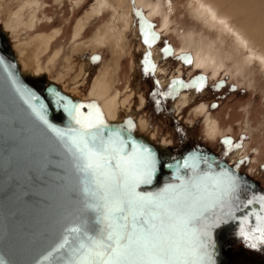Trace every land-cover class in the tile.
Segmentation results:
<instances>
[{
  "label": "rangeland",
  "instance_id": "374dc122",
  "mask_svg": "<svg viewBox=\"0 0 264 264\" xmlns=\"http://www.w3.org/2000/svg\"><path fill=\"white\" fill-rule=\"evenodd\" d=\"M96 1L84 0L78 7L75 5L77 0H38V4H35L38 7L32 5L30 8V4L27 5L30 0H0V32L6 36L14 54L23 44L26 48L32 47L41 36L43 39L48 35L50 39L54 35L50 39L51 47L39 57L43 73L30 76L57 83L69 95H72V91L76 92L77 97L73 96L80 99L81 104L90 98L99 74L112 70L110 67L114 60L109 46L96 50L88 45L89 39L90 43L94 41L98 29L112 23L114 13L111 10L86 21L82 37H74L77 22L91 12ZM136 1L139 5L133 15L127 16L126 21L129 26L124 39L127 40L128 52L118 61L120 68L113 69V85L110 88L111 97L124 95L128 89L136 90L133 100L127 103L125 109L127 113L133 111L131 113L134 116L124 110L119 121L127 122V117L131 116L136 130L144 122V125L152 128L154 143L160 146L165 143L171 151L202 145L247 174L264 191V64L261 65L257 60L244 64L242 60L241 63L230 58L226 60L227 67L217 75L212 70L195 67L194 47L183 56L178 54V50L186 44V38L203 39L205 43L224 49V53L230 55L236 46L229 32L211 29L205 21L194 18L190 7L195 3L191 0H149L153 4H148V7L143 5V0ZM158 1L161 2L160 11L154 14L150 6ZM19 12L21 16L17 14ZM29 22L34 26H29ZM146 32L156 37L151 47L144 43ZM78 43L87 46L83 47V53L80 54L82 61L79 66H87L88 61L91 65L86 69V76L82 74L83 78L81 75L78 78L77 73L67 75L65 70L67 60L74 59L73 49ZM241 53L244 59L250 55L248 49ZM55 54L59 56L50 65L49 61ZM188 60L191 63H187ZM152 65H155L154 70ZM146 68L149 71L146 72ZM164 81H167L165 85L162 84ZM174 81H182L183 84H174ZM182 95L193 100L179 112L175 106L180 104ZM201 106H205L202 115L197 113ZM207 117L217 122V134L211 135L208 131ZM226 140L232 143H224ZM255 224L248 222L245 226L249 237ZM229 238L232 264H264V243L246 239L240 233H232ZM253 243L256 244L255 248L251 247Z\"/></svg>",
  "mask_w": 264,
  "mask_h": 264
},
{
  "label": "snow or ice",
  "instance_id": "6c2138e0",
  "mask_svg": "<svg viewBox=\"0 0 264 264\" xmlns=\"http://www.w3.org/2000/svg\"><path fill=\"white\" fill-rule=\"evenodd\" d=\"M155 39L146 32L144 43L151 47ZM52 95L53 103L68 114L75 127H54L43 105L39 111L33 106V111L68 149L76 172L87 178L84 192L97 201L99 215L91 232L83 221L75 219L65 226L43 259L50 264H214L208 251L212 247L211 229L221 215L231 216L240 210L233 203L238 200L239 179L227 169L218 175H201L185 161L183 167L194 172L190 178L177 177L179 184H169L157 193H139V185L151 183L156 160L149 148L128 138L132 122L127 127L108 128L94 105L72 103L59 92ZM28 96L39 99L34 93ZM83 108L93 110L83 112ZM203 162L212 169L211 162ZM254 203H259L260 210L251 213L256 219L251 237L244 229L241 235L264 243V196H253L244 207ZM243 220L247 225V217Z\"/></svg>",
  "mask_w": 264,
  "mask_h": 264
},
{
  "label": "water",
  "instance_id": "95a60500",
  "mask_svg": "<svg viewBox=\"0 0 264 264\" xmlns=\"http://www.w3.org/2000/svg\"><path fill=\"white\" fill-rule=\"evenodd\" d=\"M7 48V39L0 32V260L4 264H37V261L50 264L43 258L63 228L75 219L83 221L91 232L97 227L95 221L99 213L95 198L84 192L87 178L76 172L68 149L39 119L33 106L39 111L43 105L48 122L67 130L75 127L74 122L53 103L52 92H59L72 103L80 104V101L55 84L45 89L37 88L21 73ZM28 93H34L39 99H30ZM105 124L108 128L122 127L115 122L105 121ZM128 138L149 148L156 160L151 183L139 185L137 192L157 193L169 184H179L181 181L177 177L190 178L194 172L183 167L187 161L194 166L195 173L218 175L227 169L239 179V189L243 191L235 194L238 200L233 201L240 209L233 213L237 219L248 213L250 219V213L259 208V203L244 207L253 196H264L258 183L227 160L218 163L217 154L208 148L195 145L188 150L175 151L174 155H166L133 131ZM131 147L129 144L127 151L130 152ZM204 159L212 163L211 170ZM222 221L220 217L211 229L212 247L208 251L212 253L214 264H219L218 240L214 234L219 228H225Z\"/></svg>",
  "mask_w": 264,
  "mask_h": 264
},
{
  "label": "bare ground",
  "instance_id": "6f19581e",
  "mask_svg": "<svg viewBox=\"0 0 264 264\" xmlns=\"http://www.w3.org/2000/svg\"><path fill=\"white\" fill-rule=\"evenodd\" d=\"M191 1L192 3H195V4H191V7H190V11L193 17L196 18L197 20L205 21V24L211 29L215 28V29L222 31L223 33L229 32L228 35H230L232 39L235 41L236 47L232 49L231 54L229 55V54L224 53V49H220V48L217 49V47H214V45H212L211 43L210 44L205 43L204 42L205 40L203 41V39H198V38L195 39L196 37L194 38V37L188 36L186 38L187 39L186 44L183 46V48L178 50V54L180 56L185 55L186 53L189 52V50L192 47H194V49L192 48L195 52L193 65L195 67L203 68L206 71L212 70L214 75H217L222 69L227 67L226 60L230 58H234L237 60V62H241V63L243 61L244 64L252 63L254 62V60L261 62V65L262 63L264 64V0H191ZM82 2H84V0H77L75 5L79 7V5ZM141 2L140 4L144 3L143 5H146L147 7L149 6L148 4L150 5L153 4L152 2H149V0H143V3ZM35 4H38V0H30V3L29 2L27 3V5L30 8L32 5H35ZM162 4L164 5V3ZM138 5L139 3H137L136 0H98L96 1V3H94V6L91 12H89L84 19L80 20L79 23L77 22L78 25L76 24L77 27H76L75 35H74L75 38L80 39L83 35L85 25L87 24L86 21H91L94 17L98 16L101 13L106 12V10L109 9L114 13V18H113L112 23L105 25V27L101 26L102 28L98 29L99 30L98 33H96V35L94 34L95 37H93L94 41H92V43H90L91 39L88 40L90 42L87 41L89 43L88 45H92V48L96 50L103 46H109L112 50L111 55L113 54L112 56H114L113 58L114 60H113L112 67H110V69L112 70H108V71L105 70L104 73L99 74L100 76L97 78L96 82H94V88H92L90 98L88 97L89 99L85 101L84 105H94L95 109L97 108L102 113L105 121L120 123L122 127H127L128 122L131 121L132 119V117L129 116L127 117L128 118L127 122L126 121L121 122V120L119 121L121 113L126 109L127 103L131 99L133 100L134 95L136 94V90L128 89L126 93H124V95H122L123 93L121 95L114 94L115 97H111L112 91L110 88H111V84L113 85L112 73L115 70L114 68H120L118 61L122 59L123 56L126 55V53L128 52L126 48L127 45L125 43L127 40L125 41L124 39L126 37L125 31L127 27L129 26V24H126L127 16L130 17L131 14L133 15ZM160 5H161V2L158 1L154 5L150 6L154 9L153 10L154 14L160 11L159 10ZM35 6L38 7V5H35ZM192 6H195V7H192ZM26 9H27V6H26ZM17 14L20 15V12ZM34 17L36 16L33 15L32 18ZM30 20L33 22L32 19ZM16 22L19 23L20 21L19 22L16 21ZM32 22L28 23V24H31L29 26L33 25ZM163 24L166 26L165 23ZM1 34L3 35V33ZM56 34H58V32H56L55 35ZM47 36L46 38H43V39H42V36H41V39L38 38L39 40L36 42V44H32V47L27 46L28 48H26L24 44L23 46H20V47L17 46L18 48L15 51V54L8 44L9 48H7V50L11 52L12 56L16 60L21 73L24 76H27L31 82L32 80L34 81L37 80L38 77H34V76L31 77L30 75H40L44 71L42 70L40 66L39 57L42 56L40 54L47 52V50L51 47L50 39H52L54 35L50 39ZM74 41L77 42V40H74ZM83 43L87 45L86 42H83ZM83 43L81 44L78 43L77 45L74 46V49H73L74 59L67 60V65H66L67 69H65L67 70L66 72L67 75H69L70 73L71 74L77 73L78 78L80 77V75L82 76L81 78H83L82 74L85 75L87 67L89 68L91 66L89 63L90 61L87 62V66L86 65H83V67L79 66L80 62L82 61V59L80 58L81 57L80 54L83 50V47L86 46ZM184 43H185V40H184ZM246 49L250 51L251 56L249 55V57H246L244 59L243 53H241V51L243 50L245 51ZM58 56L59 55L57 54H55L54 57L52 56V59H50L49 61L50 65L51 64L53 65L55 63V60ZM75 56L77 57V59ZM156 61H157V58L155 59V62ZM44 79L40 81L44 82ZM44 83H47L48 87L51 84L57 85V83H52V82L50 83L46 79ZM166 83L167 81H164L162 84L165 85ZM75 91H77V89ZM73 94L77 97L76 95L77 93L74 91H72V95H69V94L67 95L76 99L73 96ZM181 97L182 99H180L181 101L180 104L175 106L177 111L179 112L183 110V106H185L189 101L193 100V99L190 100L185 95L184 96L182 95ZM76 100L80 101V99H76ZM80 104H81V101H80ZM92 110L93 109L91 108L81 109V111L83 112H88ZM126 111L127 110H125V112ZM131 112L129 113L128 111V113L132 115ZM204 112H205V106H201L197 109V113L200 115H202ZM206 123H207V129L211 135H215L218 133L219 128H218V125L216 124L217 122L215 123L211 119V117H207ZM137 129L138 130H136L135 128H132L131 131H133V133H135L137 136L144 137L145 140L148 143L155 146L158 151L162 150V152L165 153L166 155H174L176 153V152L171 153L169 151V148L165 146V143L161 146L156 145L153 141L154 138L152 136V128L147 126V124L144 125V122L140 123ZM184 150H188V149H184ZM240 153L241 152L237 154L239 155ZM216 156L218 158V163H221L222 162L221 160H224L218 155ZM250 180L252 179L250 178ZM242 191L243 189H238L237 193L239 192L241 193ZM225 215L221 217L223 220L222 222L223 223L225 222L226 226L225 228L223 227L219 228V230L215 232L214 237H216V239L218 240V244L216 245V247L219 250V254H218L219 264H232L230 260L229 249H228L229 248L228 247L229 238L227 234L230 230H232L240 222L242 218L237 219V217H234L233 214L230 217L229 216L225 217ZM228 217L230 219H227Z\"/></svg>",
  "mask_w": 264,
  "mask_h": 264
},
{
  "label": "flooded vegetation",
  "instance_id": "af4514ba",
  "mask_svg": "<svg viewBox=\"0 0 264 264\" xmlns=\"http://www.w3.org/2000/svg\"><path fill=\"white\" fill-rule=\"evenodd\" d=\"M32 83H34L35 84V86L37 87V88H39V89H45L46 87H48V85H47V83H44V82H42V81H40L39 79L38 80H36V81H34V80H32ZM182 150H184V149H188V148H181ZM169 151L171 152V153H174L175 151H171L170 149H169ZM177 152V151H176ZM224 159V158H223ZM230 163V162H229ZM232 166H233V164L232 163H230ZM234 167V166H233ZM235 168V167H234ZM254 181V180H253ZM246 191H248V188H246ZM259 191L261 192L262 191V189H260L259 188ZM258 207L259 208H257V211L256 212H259V210H260V205H258ZM252 213V212H251ZM251 213H250V215H251ZM246 217H247V219L249 218V213L246 215ZM242 220V221H241ZM240 220V222L232 229V230H230L229 232H228V238H229V236H230V234H232V233H240L241 234V229H244V231H245V233H247L248 235H250V233L248 232V229H246L245 228V226H246V224L244 223V220H243V218ZM248 222L249 223H251V224H255V222H256V219H255V217L254 216H252L251 215V218L250 219H248ZM230 238H229V243H230ZM229 247V246H228ZM229 249V254H230V247L228 248ZM230 260H231V255H230ZM231 262H233L232 260H231Z\"/></svg>",
  "mask_w": 264,
  "mask_h": 264
}]
</instances>
